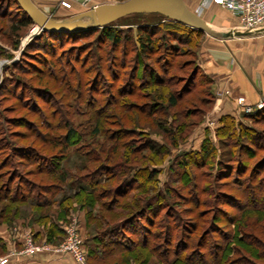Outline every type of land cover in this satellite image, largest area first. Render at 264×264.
<instances>
[{
  "label": "trees",
  "instance_id": "16d2710c",
  "mask_svg": "<svg viewBox=\"0 0 264 264\" xmlns=\"http://www.w3.org/2000/svg\"><path fill=\"white\" fill-rule=\"evenodd\" d=\"M0 16L10 18L8 35L14 37L33 23L16 0H0ZM113 23L78 32L41 30L18 61L4 68L1 97L13 94L37 120L0 110V220H13L18 205H28L38 213L45 239L57 242L62 229L50 213L60 210L65 218L75 204L92 230L84 242L92 263L121 258L122 264H149L151 256V264H261L264 241L254 229L264 214V176H258L261 165L250 169L240 158L252 148L242 142L252 143V127L222 116L215 140L205 130L199 149L176 155L168 182L157 188L165 152L188 139L214 102L213 80L200 65L192 58L178 61L182 46L203 32L163 16L125 27ZM26 75L36 77L30 80L35 83ZM44 77L59 88L42 83ZM186 97V107L172 111ZM158 113L162 142L155 144L139 122ZM72 115L87 118L75 125ZM261 116L264 108L246 115L252 121ZM22 125L25 132L17 130ZM218 144L228 150L220 152ZM72 155L79 162L70 169L63 163ZM212 168L211 181L201 187ZM41 176L50 180L41 182ZM226 200L237 214L220 208ZM200 207L212 213L194 240ZM186 212L195 217L182 218ZM222 212L225 217L218 216Z\"/></svg>",
  "mask_w": 264,
  "mask_h": 264
},
{
  "label": "rangeland",
  "instance_id": "374dc122",
  "mask_svg": "<svg viewBox=\"0 0 264 264\" xmlns=\"http://www.w3.org/2000/svg\"><path fill=\"white\" fill-rule=\"evenodd\" d=\"M62 1H67V0H60L59 3H55L54 7L52 8V12L50 14L45 13L43 10H41V8H39L37 5H35L43 14L50 16L52 18H57V19H64V18H70L73 17L77 14H79V12H76L75 10L71 9H64L62 8L63 6L61 5ZM112 2L109 3H116V2H120L123 0H111ZM70 3V1H67ZM90 2V1H89ZM88 2V3H89ZM183 2L185 3V5L187 6V8L189 10H191L192 12H194L195 14L199 15L202 19H204L210 26H212L213 28H215L216 30H228V29H232V28H238L239 27V22L238 19L236 17H234L233 15H231L228 11H226L224 8L214 5L211 6L209 8L206 7V5L202 4V0H183ZM85 4L84 6H82V12L86 11L87 9H89L91 7V2L90 4ZM70 8V7H69ZM4 9V8H3ZM162 15L158 14V13H150V14H140V15H131L128 17H123L122 19H118L117 21H114V25L115 26H121V27H125L128 23H137V22H155L157 20H161ZM35 24L32 23L30 26H27V28H24L21 30V33L19 35H17L16 37L11 36L9 32V28L11 26V20L10 18H7L6 16H0V49L2 50L1 54H0V83L2 80V76L5 73V69L7 66L16 63L22 53V50L24 49V46L26 45V43L33 37H29V34L31 33L32 29H34L36 26H34ZM197 43V48L195 49L193 47V45H195ZM206 47H212L210 49H213L215 52H219V50H223L224 52V56L223 57H218L215 58L214 61L216 62V64L218 65H222V64H226L229 60H231V58L233 59V63L235 66H239L240 69H242L243 72H246L247 67H251L252 71L255 73L257 72V75L260 76L263 80H264V33L260 34V35H254L251 37H240V38H231V39H216L213 38L205 33L197 36L196 38H193L192 40V45L186 44L182 46V55L181 57H179L178 61L181 62H190L191 58L195 60L196 63H201L202 61H205L207 59V57H212V53L208 50ZM192 54V56H191ZM217 56V55H216ZM205 59V60H204ZM247 66V67H246ZM249 70V69H248ZM32 75H26L24 78L29 81L30 84L35 83V81H30ZM33 80L36 77H32ZM258 81H260L258 79ZM45 82H48V84L46 83V85L49 86H55V88H59V85L51 80L50 77H44L42 78V83L45 84ZM228 89H224V90H218V91H225ZM217 90L214 91V102L212 103V106L210 108L209 111H207V113L204 116L203 121L192 131V133L190 134L189 137H191L193 140L191 141V145H189L190 147H188V145L184 146L185 142H187V140L180 144L178 148H170L168 152H165L166 154H164V158L162 163L160 164V166L158 167L160 170V172L157 174V178L159 179V183L157 185V188H159L160 190L163 189V187L165 186V183L168 182L167 180L169 179V167L172 163V161L175 159L174 157H176V155L184 152V150L188 149V150H194L191 149L193 148V142L195 139V133L197 131H199L201 129V125L203 123H205L210 119V112L213 108V105L215 104L216 100H221L224 97H231V91L228 90L230 93L229 95H222L221 97H217L215 95V92ZM8 94H10L9 92H7ZM12 94V93H11ZM13 95V94H12ZM9 96V97H1L0 95V110H3V115H6L8 117H12V116H17V115H25L28 116L29 118L33 119V120H37V116H35L34 113L30 112V110L27 108L28 106L25 105V107H22L19 103V101L14 97V96ZM200 97V95H198ZM198 96L193 97L194 99L198 98ZM236 95L234 93H232V98H230L229 100H232V102H234V97ZM242 97V96H240ZM188 97H186L185 99L183 98L182 101H180L179 103V107H176L174 109H172V111L176 110L178 108H184L186 107V104L188 103ZM237 100V99H236ZM247 104H249L248 102H246ZM42 105V103H40ZM253 105V104H250ZM253 109H255V107H253ZM252 109V110H253ZM243 108H241V106H239L236 103V112L234 113V118L235 121H239L241 122L243 125L246 126H250L254 129L255 131V136L252 139V143H249V141L245 140L242 142H244L248 146L252 147L251 149H247L245 152V154H243L240 158L243 162H245L244 164L250 165V169L251 167H257L260 166V169L262 171L258 172V176L263 177L264 176V116L259 117V119H255V120H250L248 117H246V115L251 114V113H244ZM131 112V111H130ZM256 112V111H255ZM254 113V112H253ZM132 115H136L133 111L131 112ZM72 119V122L76 125V124H82L83 122L86 121L87 117H81V116H70ZM159 113L156 115V117H153V119H149V118H144V119H140V126L142 127H146L149 131V134L147 135L149 140L152 143H160L162 142L160 135L157 133V129L155 126V123L158 122L159 120ZM192 118V117H190ZM212 119H210L211 121ZM258 120V121H257ZM216 122V121H215ZM214 122V124H215ZM259 122V123H257ZM138 123V125H139ZM218 126H219V121L217 122ZM150 125V126H149ZM105 127H108L107 124H104ZM149 126V128L147 127ZM217 126L213 125V132L215 130ZM111 128H114L113 126ZM17 130L21 131V132H25V128L23 127V125L21 127H17ZM206 130L209 131L208 128H206ZM205 132V130H204ZM254 133V132H253ZM205 134V133H204ZM204 134L202 135V140L204 138ZM209 136L211 137L212 140H215L213 137L212 132H209ZM33 138V137H32ZM32 138H27L25 140H21L18 138H12L13 140L17 141V142H22V143H26L28 141H31ZM197 138H199V136H197ZM215 142V141H214ZM239 143V142H238ZM238 143H235L233 146L230 145L231 148L236 149V145ZM225 145H220L218 144V150H220V152H225L224 150H228L225 149ZM255 150V151H254ZM219 152V153H220ZM49 154V153H47ZM222 157V156H221ZM223 159V158H222ZM235 157H233L231 160H234ZM16 160V158H15ZM78 158L74 155H72L71 157H69L68 159H66L64 161L63 164H65L68 168L73 169L75 167V165H78ZM134 164V163H133ZM216 168V166H215ZM210 171V177H203V180L200 181V186L204 187L207 185L206 181H211L212 177H213V172L214 169H209ZM212 174V175H211ZM246 174V173H245ZM244 174V175H245ZM222 177V176H219ZM42 180L41 182H46L49 181L50 179L45 177V176H41L40 177ZM222 180H226V178H221L220 181ZM178 186V185H177ZM221 189H228V187L224 186ZM136 192V190H135ZM187 193V192H186ZM202 198H205L204 195H202ZM208 197V196H207ZM2 204L4 203H0V208L2 206ZM20 207V211L14 216L15 218L11 221L8 220L9 217H7L6 220H0V227L1 225H4L7 227V230L9 232V234H11L12 238H18L21 241L26 242L27 239L29 238L30 240H32V244L39 246V247H45V246H49L51 248L54 247H60L61 244L63 243L64 239L66 238V228H70L73 225H75L77 227V232L79 234V236L82 238L83 240V244L85 242V239L87 236H89L92 232L91 229H87L85 227H83V222L85 221V218H83V222L81 221V218L79 217L78 214V207L74 204L72 206V208L68 211L67 214L63 215L65 218H60L61 216V212L60 210H53L50 213L49 216V220H54V221H58L59 225L61 226L62 229V236L60 237V240L57 242H48L45 239V235L44 232L40 233L38 236H34L35 234V230L32 228L33 225H35L36 222V218L35 216L38 213H34L33 209L28 206V205H18ZM184 205H179L177 208L179 210H184ZM220 208L223 209V211L228 212V215H233V214H237V210L234 206V204H230L229 202H227V200L224 203H220ZM224 212H222V215H218L220 217L224 216ZM196 213L199 214V223L198 226L196 227L197 230L194 231V234L192 235V238L194 240H198L199 239V234L201 233L202 229H207L208 226V220H210L211 217V213L212 210L208 207H200L199 209L196 210ZM11 215V214H8ZM117 218L121 217L116 215ZM263 217L260 223L258 224L257 228L254 229V233L255 236L258 237L259 239L264 241V214H262ZM190 218V217H195L193 214L186 212L185 214L182 215V218ZM225 217V216H224ZM172 218H174V216H172ZM174 221V220H173ZM143 223H146L144 220H142ZM38 225V223L36 224ZM261 225V227H260ZM39 227H41V230L44 231V227L41 225H38ZM231 228V227H230ZM233 228V227H232ZM256 230V231H255ZM215 234V235H214ZM216 232L212 233V236H216ZM14 235V236H13ZM139 235V234H138ZM141 236V235H140ZM137 237V238H141V237ZM211 240L208 239L206 244H211ZM74 244V242H73ZM85 248V247H84ZM243 250H245V248L243 247ZM22 251H24V248L22 245L19 244V247L16 246H11L9 248H7L6 250H3L0 252V256H8L9 260L7 264H10L11 262H13V260L15 259H19V258H24V254H22ZM144 253V252H143ZM145 254V253H144ZM254 254V253H253ZM36 255H48L52 258H56V259H70L71 261L74 262V260L72 259L70 253L68 252H55L54 249H51L50 251H41V252H37ZM34 255V256H36ZM84 255V263L83 264H122L120 261L122 260L121 258H114L112 260H108L106 262L103 263H92L90 262L89 258L87 257V253L86 251H84L83 253ZM255 255V254H254ZM33 257V256H32ZM253 258L256 260V258L253 256ZM197 259V256H194V260ZM119 260V261H118ZM148 261L150 262L149 264L152 263V261H154V258L149 256L148 257ZM75 263V262H74ZM261 264H264V261L259 262ZM76 264V263H75ZM130 264H138L135 260L130 261Z\"/></svg>",
  "mask_w": 264,
  "mask_h": 264
},
{
  "label": "crops",
  "instance_id": "0c3cea01",
  "mask_svg": "<svg viewBox=\"0 0 264 264\" xmlns=\"http://www.w3.org/2000/svg\"><path fill=\"white\" fill-rule=\"evenodd\" d=\"M35 5H37L41 10H43L45 13L50 14L52 12V8L54 7L55 3H59L60 0H31ZM70 1V8L62 7L65 10L66 9H73L76 12L82 13V5L80 3V0H67ZM91 7L102 4V3H109L112 2L111 0H90ZM90 2L88 4H90ZM211 6H214V4H207L206 7L209 8ZM90 7V8H91ZM78 15V14H77ZM260 35V34H258ZM206 51H210L212 53V57H207L205 61H202L201 63H198L204 73L208 75L213 80V86L212 90L213 93L215 90H224L228 89L231 91V97H224L221 100H216L215 104L213 105V108L211 110L210 119L211 121L215 122L214 126L218 127V121L219 119L224 115H231L235 116L234 113L236 112V103L237 98L242 96L246 102L249 104H257L258 102L264 100V80L257 75V72H253L252 68L247 67V71L243 72L242 69H240L239 66H235L233 63V59L229 60L226 64L218 65L214 61L215 58L223 57L224 52L223 50H219V52H215L213 49H210L212 47H206ZM217 55V56H216ZM249 69V70H248ZM258 79L260 81H258ZM232 93H234L236 96L234 97V102L232 100H229L232 98ZM238 104V103H237ZM235 111V112H234ZM201 125V129L195 133V139L193 142V148L194 150H198L201 142H202V135L204 134V130L206 128L209 129V132H212L213 134V126L207 127L208 121ZM216 127V128H217ZM193 136V135H192ZM189 137L187 142H185L184 146L191 145V141L193 138ZM199 136V138H197ZM188 150V149H186ZM79 217L81 218V221L83 222L84 218V212L78 211ZM84 227V222L82 223ZM32 228L35 230V232H42L41 227L38 225H33ZM12 235L9 234L7 227L4 225H1L0 227V252L3 250H6L7 248L13 246L19 247V239L15 238L13 239L11 237ZM14 236V235H13ZM10 264H75L73 261L68 259H56L52 258L48 255H36L30 258H19L13 260Z\"/></svg>",
  "mask_w": 264,
  "mask_h": 264
},
{
  "label": "water",
  "instance_id": "95a60500",
  "mask_svg": "<svg viewBox=\"0 0 264 264\" xmlns=\"http://www.w3.org/2000/svg\"><path fill=\"white\" fill-rule=\"evenodd\" d=\"M21 10L40 30L78 32L89 28L104 27L130 14L158 13L181 22L216 39L251 37L264 33L263 27L216 30L199 15L187 8L183 0H123L102 3L70 18L57 19L43 14L31 0H16Z\"/></svg>",
  "mask_w": 264,
  "mask_h": 264
},
{
  "label": "built area",
  "instance_id": "2783aa9c",
  "mask_svg": "<svg viewBox=\"0 0 264 264\" xmlns=\"http://www.w3.org/2000/svg\"><path fill=\"white\" fill-rule=\"evenodd\" d=\"M90 0H80L82 5H85ZM214 4L224 8L231 15L236 17L239 22V27L242 29H249L252 27H263L264 26V0H202L203 5ZM61 5L63 7L69 8L70 3L67 1H62ZM35 26V25H34ZM33 30V29H32ZM34 32L31 31L29 37L36 35L39 31H41L37 26L34 28ZM229 91H216L215 95L217 97H221L222 95H229ZM237 103L241 108H243L244 113H253L259 109L264 108V100L258 102L255 105L247 104L243 97L237 98ZM255 107V109H253ZM253 109V110H252ZM213 121H208L207 127L213 126ZM66 238L60 247L51 248L49 246L39 247L32 244V240L29 238L26 242L19 241V244L23 246L24 258H30L36 253L41 251H50L54 249L55 252H68L70 253L72 259L76 264L84 263V244L82 238L79 236L77 232V227L73 225L70 228H66ZM74 242V244H73ZM9 260L8 256H0V264H7Z\"/></svg>",
  "mask_w": 264,
  "mask_h": 264
},
{
  "label": "bare ground",
  "instance_id": "6f19581e",
  "mask_svg": "<svg viewBox=\"0 0 264 264\" xmlns=\"http://www.w3.org/2000/svg\"><path fill=\"white\" fill-rule=\"evenodd\" d=\"M35 30L33 29L32 32H34Z\"/></svg>",
  "mask_w": 264,
  "mask_h": 264
}]
</instances>
